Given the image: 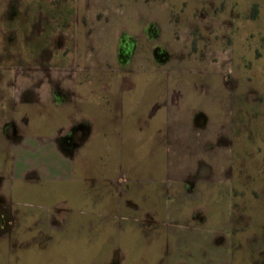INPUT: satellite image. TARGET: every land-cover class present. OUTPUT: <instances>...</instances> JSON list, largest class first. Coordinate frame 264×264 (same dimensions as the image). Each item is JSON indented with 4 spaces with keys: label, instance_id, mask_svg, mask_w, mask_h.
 <instances>
[{
    "label": "crops",
    "instance_id": "1",
    "mask_svg": "<svg viewBox=\"0 0 264 264\" xmlns=\"http://www.w3.org/2000/svg\"><path fill=\"white\" fill-rule=\"evenodd\" d=\"M94 99L81 108L61 109L65 119L49 118L42 126L49 130L31 132L37 126L34 116L18 118V158L13 162V155L12 163H5V174L12 177L0 188L5 201L18 208L23 231L37 225L23 238L36 236L33 246L40 249L39 264H204L202 258L209 261L219 255V236L214 234L218 231L225 233L224 251L226 186L188 184L186 160L193 152L171 151L170 143L157 139L164 135V127L146 143L129 140L121 153L117 142L109 144L110 163L105 166L99 139L101 111ZM79 122L88 127L83 144L64 153L58 137ZM10 151L5 150V158ZM33 155L45 160L33 162ZM120 164L132 180L122 196L112 183ZM49 213L61 229L49 230L47 221L40 220ZM40 232L50 233V238H39ZM60 244L65 246L59 248Z\"/></svg>",
    "mask_w": 264,
    "mask_h": 264
},
{
    "label": "rangeland",
    "instance_id": "2",
    "mask_svg": "<svg viewBox=\"0 0 264 264\" xmlns=\"http://www.w3.org/2000/svg\"><path fill=\"white\" fill-rule=\"evenodd\" d=\"M0 2H3V7L0 6L3 8H0V75L5 73V104L18 103L14 114L15 126L21 115L34 116L37 126L31 127V132H36V129L39 130V128L43 131L49 130V127L42 129V126H47L45 124L49 118L65 119L63 112L51 107L49 101L52 99V91L48 87L49 81H42L45 85L40 96L38 95L39 99L46 100L44 101L46 103L43 106H36L29 90L26 93L23 92L21 80L14 79V76L22 71L21 59L29 57L33 60L36 53L39 57L40 47L44 44V41L40 43L34 41V32H31L29 42L23 41L22 26L30 21L34 11H72L76 7V11H89V14L94 17V23L103 26L102 28H92L88 32L89 37L97 41L103 36V30H106L105 34L111 35L108 37L109 40L106 38L107 42L104 48H98L97 43L93 41L98 49H94L96 51L93 55L92 51L89 52L90 58L84 56L80 62L89 66L93 73L100 70L101 64L135 69V72L140 73L146 72L142 78L136 81L139 88L137 97L143 98L144 103H148L157 92L150 87L154 83L158 84L160 90L169 88L170 93L175 92V95L171 96V104H174L175 107L179 103L184 105L177 109V111L181 110L179 114L173 110L169 112L168 120L172 126L169 128L172 139L169 144L171 151L197 152L201 150V147L204 148L203 140L214 139L219 134L218 146L214 145L212 149L214 153L217 151L219 159L216 158V160L213 157L211 161L217 162L219 170L223 171L227 163L226 157L229 156L230 151V149H226V145L227 147L229 145L225 144L229 138L228 134H230L228 129H231L230 126L233 125L236 139L245 142L249 140L247 147L249 156L245 158L249 187L251 188V184H253L259 194H263L264 175L256 176L255 172L251 171V165L256 169L260 166L256 160L259 157L257 148L261 149L262 147L263 149L259 139L264 138V0H0ZM66 14L67 12H64L63 16L65 17ZM98 14L100 17L96 16ZM96 17L99 20H96ZM146 23L154 24L159 36L156 40L167 44L170 53H174L176 56L186 55L187 59L175 57L157 65L149 59L141 62L136 56L127 63L113 60L115 49L113 41L118 36L120 27L132 37V40L129 38L123 40H129L131 48L136 49L145 45L144 39L142 40L141 35H138V30L141 24L145 25ZM43 27L47 28L44 23ZM50 32H44L40 40L45 39ZM75 36L74 34L73 37L75 38ZM73 37L70 31L52 32L48 44L51 49H54L53 45H57L61 49ZM89 42L91 43V41ZM194 43L199 47H204V54L198 51L196 56L195 53H192L191 49ZM209 43L213 46L205 48L206 45H210ZM202 54L203 56L199 57ZM47 55L49 56L48 63L51 66L61 67L62 69L59 70H70L72 66L75 72L79 70L76 67L75 59L73 63L69 61L60 63L59 57L54 58L53 54ZM198 57L200 58L199 63ZM37 61H42V57H39ZM42 65L44 64H39V66ZM32 67L34 68L33 65ZM106 71L114 72L111 69ZM104 74L109 75L106 72ZM97 75L99 74L91 76L96 77ZM95 82L97 85L92 86ZM98 82L100 80L95 78L89 82L90 89L97 88V90L89 91L90 94L95 93L93 95L95 98H98L99 95ZM91 83L93 84L91 85ZM167 83L168 85H166ZM7 99L10 101L6 102ZM196 107L198 121H200L198 129L194 128L191 122V116L194 114L191 110ZM47 109H50L49 114ZM178 119L182 121L185 119L186 122L185 128L188 136L182 143L176 142L177 138H182V127H174L178 124ZM174 121L176 122L174 123ZM118 129L116 127L115 132L114 128L107 126L106 133L109 137H115ZM219 132L224 134L221 136ZM222 137H225V143H222ZM251 140L255 143H250ZM232 144L231 151L234 153L242 150L245 146V144L235 141ZM17 149L15 145L13 162L18 158ZM206 156L208 157V155ZM31 158L33 162L39 159H41L39 161L45 160L37 155H33ZM8 160L12 163V154L9 158H5V163ZM252 161L255 163L254 166ZM1 164H3V159L0 156ZM218 183L225 185V177L219 179ZM235 183L242 182L237 180ZM249 199H251L250 195ZM252 200L254 201L253 197ZM262 203L264 204V201ZM255 206L257 207V205ZM210 226L213 228L214 222L210 221ZM214 234L219 236L217 239L219 255L209 257V261L202 258L203 263L227 264L228 257L224 255L226 252L221 250L224 247L225 236L223 235L225 233L218 231ZM219 240L223 242L221 243Z\"/></svg>",
    "mask_w": 264,
    "mask_h": 264
},
{
    "label": "flooded vegetation",
    "instance_id": "3",
    "mask_svg": "<svg viewBox=\"0 0 264 264\" xmlns=\"http://www.w3.org/2000/svg\"><path fill=\"white\" fill-rule=\"evenodd\" d=\"M0 6L3 7V2H0ZM64 12H67L65 17L63 16ZM98 15L96 16L100 17V15ZM97 17L96 20H99ZM93 18L94 17L89 14V11H76V7H74L72 11H34V15L30 17V21L22 26L24 31L23 41L29 42V38H31L32 35L31 32H34V41L38 43L44 41V44L40 47L41 52L39 54V57H42V61H37L39 60L37 53L33 60L29 57L25 59L22 58V62L20 63L22 71L14 76V79L21 80V86H23V89H21L25 93L29 90L36 106H43V104L46 103L44 102L46 100L39 99V96L45 85L42 81H49L48 87L52 91V99H50L49 102L58 107L61 112V109L67 106L81 108L85 106V103H87L89 99L95 101L94 94H90L89 91L91 89L95 90L96 87L90 89L89 82L92 78L100 80V82H98L99 95L96 99L101 111L99 139L101 142L100 147L103 150V156L107 158H103V162L104 164L106 163L105 166H107L110 163L108 159L110 151H108V148L110 150L109 144L113 142L118 143V149L121 153L123 146L127 148L129 140L136 141L138 138L141 143H146L152 139L155 134H159V130L164 127V135L157 137V139L160 140L162 137L163 144H169L172 141L169 130V128L172 127L168 120L169 112L173 110L178 112L176 114H179L181 110L177 111V109H180L179 107L184 104L180 105L179 103L177 107L171 104V96L175 95V92L170 93L169 88L160 90L157 83L150 85L152 90L157 92L154 93V96L150 98L148 103H144V101H142L143 98H138L137 93L139 88L136 81L142 78V75L146 74V72H135V69L122 68L121 66L115 67L108 63L109 65L104 66V64H101V66H99L100 70L97 73L101 76H91L97 73L90 71L89 66L84 65L83 62L80 61L84 56L90 58L91 54H89V52L92 51L93 55L96 51H94L95 48H104L107 42L106 38L108 39V37L111 36L107 33L106 35L104 32L106 30H103V36L98 38L97 41L89 37L90 34L88 32L92 28L103 27L94 23ZM42 22L47 28L43 27ZM96 25H98V27H96ZM46 31L51 32L46 35L45 39L40 40V37L43 36L42 34ZM57 31H70L72 32V37L74 34L76 36L75 38L73 37L69 43L67 42L61 49L58 48L57 45H53L54 49H51L48 42L51 40V33ZM29 32L30 35H28ZM118 32V36L113 41L115 42L113 44L115 49L112 58L119 63H127L135 56L138 57L141 62L149 59L156 65L175 57L187 59L186 55L176 56L174 53H170L167 44L156 40L157 37H159L158 30L153 23L140 25L138 35H141L142 40L144 39L145 45L136 49L131 48L129 40H123L124 38L132 40L131 35L121 30V27ZM89 41H91L92 44ZM93 41L97 43L96 45L98 48L95 47ZM209 44L210 45H206L205 48H211L213 46L211 43ZM192 46L191 50L195 55L198 51L203 53L204 47H199L198 44L195 43ZM47 54H53L54 58L59 57L60 63H67L68 61L73 63L75 59L76 67L79 68V70L75 72L72 69L73 66L70 70H59L62 68L57 67V65L51 66L48 63L49 56ZM203 54L199 55V57L203 56ZM199 62L200 58L198 60V63ZM42 63L44 65L39 66V64ZM105 69H111V71L114 72L106 71ZM103 71L109 75H105ZM53 80L57 82H53ZM92 84L93 83H91V85ZM95 85H97L96 82L92 86ZM166 85H168V83ZM9 101L10 99L6 100V102ZM16 105H18V103H14L13 105L5 104L4 73L0 75V156L3 159V164L0 165V187L5 183V179L12 177L5 174L4 157L5 150L8 147L11 149L10 152L12 156L14 155V147L19 134L17 124L15 126L16 119L14 117ZM192 109L191 111L194 112V114L191 116V122L194 128L198 129L200 121H198L199 116L197 114V107ZM110 118H113V120H110ZM184 120L185 119H183V121L178 119V124L174 125V127H182L181 137L183 139H181V141H185L188 136L186 132L187 129L185 128L186 122ZM175 122L176 121H174V123ZM107 126L114 127L115 132L116 127L119 128L117 134L115 133V137L108 136L106 133ZM230 127L231 129H228L230 132V134H228L230 139L228 138V140H226L225 137H222V143H225L224 140H226L225 144L229 145V147L226 145V149H230L228 153L229 156L226 157L227 163L224 167L225 170L222 171V169H220V171L218 163L211 161L213 157H215L214 159H219L217 151L216 153L212 151L214 145L215 147L218 146L217 141L219 140V134H217L214 139L208 138L203 140L205 143L204 148L201 147V150L197 152L194 151L191 158L186 160V182L190 185H194L195 183H209L210 185L218 184V186H221L223 184L218 183V181L222 177H225L227 194L226 207L228 210V239L225 249L228 257L227 264H264V204L262 203L264 201V190L262 191L263 194H259V191L255 189L256 187L253 184H251V188L249 187L248 176L246 175L247 163L245 161V158L249 156L247 153L249 140L245 142L242 140L239 141L238 138L236 139L237 136L233 133L235 127H233V125ZM144 128L146 129L145 131L143 130ZM86 131H88L87 125L83 122H79L59 136V146L64 153H72L75 149L82 146L84 141L82 137ZM131 131L133 134L130 133ZM219 133H221V136L224 134L222 132ZM234 141L236 143L245 144L242 150L236 153L231 151L233 149L232 142ZM252 142L255 143L251 140L250 143ZM261 142L263 149L262 147L261 149L257 148L259 157L256 159L260 166L256 169L251 165V171L255 172L256 176L264 175V138L259 139L260 145ZM206 155H208V157ZM121 164L119 165L117 176L112 179V183L118 187V193L122 196L128 193L129 184L132 180L125 173L124 167ZM254 165L255 163L253 162V166ZM234 180H240L242 183H235ZM1 190L0 188V264H39L40 249L34 248L33 246L36 236L31 235L30 237L23 238L25 233L28 231L32 232L34 225H37L32 223V225L28 226V231L24 232L22 229L24 225L21 224V219L18 216V208L12 206V201H5V196ZM251 192L252 194H250ZM249 195L251 199H249ZM255 205H257V207ZM54 210L57 211L56 208H54ZM40 220L47 221L44 225L49 230H57L62 227L61 224L57 223L53 213L47 214L44 219L40 218ZM38 237H42V239L46 240L50 238V233L45 234V232H40ZM20 238H23V240H20ZM17 251H20V254H17Z\"/></svg>",
    "mask_w": 264,
    "mask_h": 264
}]
</instances>
